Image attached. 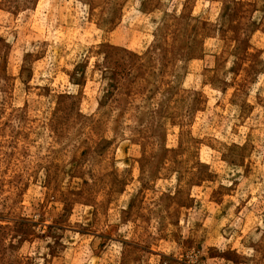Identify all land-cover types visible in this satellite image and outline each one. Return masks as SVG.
<instances>
[{
	"label": "rangeland",
	"instance_id": "obj_1",
	"mask_svg": "<svg viewBox=\"0 0 264 264\" xmlns=\"http://www.w3.org/2000/svg\"><path fill=\"white\" fill-rule=\"evenodd\" d=\"M0 264H264V0H0Z\"/></svg>",
	"mask_w": 264,
	"mask_h": 264
}]
</instances>
